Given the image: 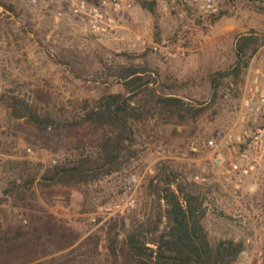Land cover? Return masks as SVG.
<instances>
[{
    "label": "rangeland",
    "instance_id": "1",
    "mask_svg": "<svg viewBox=\"0 0 264 264\" xmlns=\"http://www.w3.org/2000/svg\"><path fill=\"white\" fill-rule=\"evenodd\" d=\"M76 1L0 0V93L10 89L33 101L37 95L51 110L72 116L107 87L126 92L113 74L127 62L147 66L158 82L151 85L163 82L205 109L183 125L160 117L140 120L136 154L120 169L45 188L26 182L62 155L11 117L0 100V196L17 178L30 207L54 213L82 234L104 236V226L118 214L154 213L150 181L156 169L169 166L205 194L204 224L213 240H244L235 264H263L264 2L214 0L208 8L203 0H128L129 6L121 0L117 7L115 0H84L85 9L77 11ZM244 34L259 37L249 65L218 82V71L233 68L235 44ZM229 131L231 138L225 137ZM212 138L216 148L208 146ZM26 212L10 197L0 204L9 219Z\"/></svg>",
    "mask_w": 264,
    "mask_h": 264
},
{
    "label": "trees",
    "instance_id": "2",
    "mask_svg": "<svg viewBox=\"0 0 264 264\" xmlns=\"http://www.w3.org/2000/svg\"><path fill=\"white\" fill-rule=\"evenodd\" d=\"M88 2L98 4L99 0ZM258 44L254 34L238 37L233 68L218 71L215 80L247 67ZM113 75L126 92L107 87L93 104L86 100L72 116L43 105V97L36 95L33 101L14 90H1L0 100L11 117L23 120L38 139L62 155L40 177L26 183L37 181L50 188L111 174L135 156V124L140 120L160 117L183 125L205 109L165 89L171 86L163 82L151 85L154 77L147 66L119 63ZM150 187L158 204L154 213L118 214L104 226L103 236L98 231L82 234L54 213L30 207L25 184L17 178L10 180L0 204L10 197L27 212L20 219L0 214V264H235L239 260L245 251L244 240L211 238L204 224L206 196L194 182L167 166L156 169Z\"/></svg>",
    "mask_w": 264,
    "mask_h": 264
},
{
    "label": "built area",
    "instance_id": "3",
    "mask_svg": "<svg viewBox=\"0 0 264 264\" xmlns=\"http://www.w3.org/2000/svg\"><path fill=\"white\" fill-rule=\"evenodd\" d=\"M33 1L35 2L36 0H33ZM123 1H128V0H123ZM195 1L198 2V1H201V0H195ZM76 5H77V8H76L77 11H83V10L85 9V7H86V3H85L84 0H77V1H76ZM115 5H116L117 7H120V5H121V0H115ZM127 5H128V6L130 5L129 1L127 2ZM204 6H206V7H208V8H212V7L214 6V0H203V5H202V7H204ZM214 10H215V9H214ZM94 11H95V15H97V16H99V17H102V16H103V14H102L97 8H95ZM180 50H182V49H180ZM169 55H171V56H175L176 53H175V52H170ZM262 97H263V95H262ZM249 104H250V101L247 100V101H246V105L249 106ZM260 110H261V106L258 105V106L255 108V111L258 112V111H260ZM226 136H228V137L231 138V137H232V133H231V131L227 132V134L225 135V137H226ZM238 138H240V136H238ZM208 146H209L210 148H216V147L218 146V144H217L216 140L212 138V139H210V140L208 141ZM214 160H215V162L219 163L220 156H219V155L215 156V157H214ZM231 165H232L235 169L238 168V164H237V163H233V162H232ZM247 171H248L247 169H244V172H247Z\"/></svg>",
    "mask_w": 264,
    "mask_h": 264
}]
</instances>
